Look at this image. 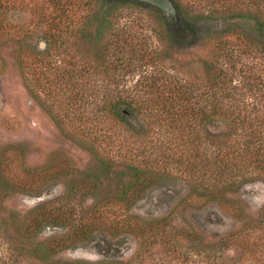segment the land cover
I'll use <instances>...</instances> for the list:
<instances>
[{"label":"rangeland","instance_id":"rangeland-1","mask_svg":"<svg viewBox=\"0 0 264 264\" xmlns=\"http://www.w3.org/2000/svg\"><path fill=\"white\" fill-rule=\"evenodd\" d=\"M168 1L174 13L160 9L177 20ZM222 2L235 12L248 9L247 0L176 1L197 19ZM105 9L102 0H0L1 261L96 264L109 256L113 264H264V174L239 163L240 129L213 117L181 138L167 123H152L161 116L140 112L130 131L100 100L117 93L136 99L137 87L147 91L153 82L158 94L142 95L151 104L153 97L177 99L184 84L203 104L224 96L257 107L260 97L242 76L259 55L236 52L228 70L215 41L179 49L139 8L110 11L114 29L129 32L132 25L137 33L130 52L121 54L109 32L95 42ZM209 22L213 37L221 23ZM213 72L231 79L229 90L203 96ZM225 152L234 159L229 179L236 183L225 184L213 161ZM135 169L152 183L126 202L121 191ZM52 213L57 217L33 223Z\"/></svg>","mask_w":264,"mask_h":264},{"label":"trees","instance_id":"trees-1","mask_svg":"<svg viewBox=\"0 0 264 264\" xmlns=\"http://www.w3.org/2000/svg\"><path fill=\"white\" fill-rule=\"evenodd\" d=\"M102 1L108 10H102L101 16L98 18V23L94 30L95 42L100 43L103 37L109 32L111 36H114L112 41H115V48L119 49L118 51L121 54L130 52L132 44L135 43L134 37L137 36V33L134 31L132 25L127 28L129 32H121L118 29H114L110 18L122 8H139L149 12V15L162 24L165 29L167 40L179 49L195 47L202 41V39H207V42L215 41L221 49L220 54L218 53V55L226 61L222 64H226V66L229 67L228 70H234L236 60L233 58H236V52L237 54L241 53L242 55L244 53H254L259 55L257 60L253 63L255 64L254 68L248 67L245 69L247 72L246 75L242 76L244 87L249 91H252L251 93L253 95L260 97L258 101L256 100L257 107H254V104H251L250 106H248V104L245 105L243 103L245 99H242V102L239 103L237 102L239 99H226L224 96H222L221 99H205L203 104L202 100L195 99L194 90L188 88V86L184 84L181 85L184 89H181L180 87L177 89L178 92H175L177 99H158L159 97H153L151 99L154 102L151 104L149 103L150 99H144L142 95L146 92L158 94V85L153 82L146 87L148 90L151 89L150 91H145V89H143L144 86H138L137 89L139 88V96L136 99L117 93L118 95L115 94L114 99L111 95L108 97L110 99L100 100L103 103L104 108L108 109L112 119L115 122H118L121 127L130 131L135 129V123L139 124L136 119L140 112L151 113L154 117L161 116L157 119H151L155 120L152 123L161 127L167 123L171 129L170 132L181 138L185 137L184 133L186 130L193 131L197 124L196 122L212 121L213 117H223L217 119L232 122L240 129L242 141L234 148V150H236V157L240 160L239 163L245 168H252L253 170H257L264 174V0H247L245 4L248 6V9L245 13L235 12L232 4L222 2L221 4H218V6L216 5L217 7H212L211 11H208L209 14H207V16H201L200 19L189 17L188 14H186V10L183 8L181 9V6L176 3L177 0H174L177 9V20L164 15L159 7L139 0ZM110 11L114 13H111ZM214 13L222 15L221 18H213L212 15ZM209 20L220 22V25H216L222 27V29L220 28L213 37L206 33L207 29L210 28L209 30H211V27L214 26ZM202 25H206V29L203 28L204 26L202 27ZM227 36H232L236 43L233 42L231 43L232 45H228V40L225 39ZM55 42H57L55 36L52 38L50 37L47 40L49 47H52L51 44ZM237 56H240V54ZM102 57L103 56H100V59L104 60ZM256 73L258 75H254ZM212 75L213 77H210L212 78L211 82H209L211 88L209 90L204 89L201 94L203 96H214L219 94V92L222 94L228 92L229 81L231 79H228L227 76L223 77L222 75H224V73L219 75L218 73L213 72ZM259 104H261L262 107H260ZM240 107L242 109H240ZM144 119H146V117ZM156 133L157 132H155V134ZM108 139L109 136L105 133L102 140L105 143ZM220 144H222L223 147L226 145V143ZM233 160V158L230 159L228 156V152H225L223 156H215V159H213L216 166L220 167L221 174L226 177L224 178L226 179L225 184H230L229 181H231V183H236L229 179L233 177L232 172L234 173L233 167H231L230 163V161ZM136 170L137 169L134 170L133 181L130 183L128 182L121 191V198L126 202H133L140 196L144 195L145 190L152 183V176L144 177L143 172H138ZM220 170L216 169L215 171H219L220 173ZM56 217V214L53 213L52 215L47 214L46 216L42 215L41 217L39 215L37 219L33 220V223H35L36 226H41L44 220H52ZM260 223L264 226V215L262 216ZM108 250H112V248L107 249V251ZM20 254L21 253H18L16 250L15 258L20 256ZM38 257L43 259L45 258V255ZM1 260L2 259H0V264H17L18 262L7 261V263H5ZM114 261L115 260L111 257L106 256L105 260L96 264H113ZM184 261V264H188V260ZM206 264H212V261H207Z\"/></svg>","mask_w":264,"mask_h":264},{"label":"water","instance_id":"water-1","mask_svg":"<svg viewBox=\"0 0 264 264\" xmlns=\"http://www.w3.org/2000/svg\"><path fill=\"white\" fill-rule=\"evenodd\" d=\"M141 2L148 3L150 5L159 7L163 10L169 11V13H174V9L168 0H139Z\"/></svg>","mask_w":264,"mask_h":264}]
</instances>
